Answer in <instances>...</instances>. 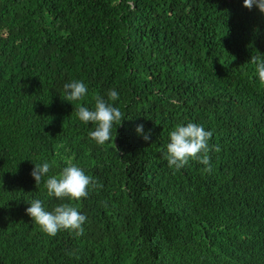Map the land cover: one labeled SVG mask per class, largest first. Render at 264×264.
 <instances>
[{"label": "trees", "instance_id": "16d2710c", "mask_svg": "<svg viewBox=\"0 0 264 264\" xmlns=\"http://www.w3.org/2000/svg\"><path fill=\"white\" fill-rule=\"evenodd\" d=\"M251 56L264 62V13L243 0H0V264H264V84ZM72 81L87 88L80 101L64 100ZM109 90L124 119L98 145L77 111ZM189 122L220 148L210 173L165 159ZM68 161L98 182L79 201L47 195ZM35 199L76 207L83 235L43 232L26 214Z\"/></svg>", "mask_w": 264, "mask_h": 264}, {"label": "clouds", "instance_id": "9594fccd", "mask_svg": "<svg viewBox=\"0 0 264 264\" xmlns=\"http://www.w3.org/2000/svg\"><path fill=\"white\" fill-rule=\"evenodd\" d=\"M243 5L249 10L255 7L264 13V0H243ZM250 61L256 66L259 80L264 84V62H261L258 56H251ZM64 90V100L69 102L80 101L87 93V88L81 81L66 83ZM93 99L95 100L94 110H89L86 106H79L77 116L85 124L91 122L95 125V130L91 131L89 136L98 145H104L106 142L114 140L111 130L114 124L116 126L121 124L124 113L111 103V101L118 99V93L115 90H109L107 99L99 95L94 96ZM136 131L138 134H143L145 141L150 140V132L144 133L143 124H138ZM212 135L210 130L206 131L202 125L192 122L187 123L186 126L177 125L169 133L170 142L167 144L165 154L168 166L180 169L187 165L190 160H196L205 165L204 172L210 173L212 165L209 152L220 151L219 146L210 147L209 140ZM49 171V163H35L30 174L38 186ZM45 185L49 197L55 196L61 200L67 198L68 200L79 201L89 195V186L96 188L98 182L93 177L86 175L83 169L68 161L67 166L62 169L58 176L54 175L46 179ZM28 203L30 206L26 208V214L49 236H55L60 230H68L74 233L76 237L83 235V224L86 217L71 204H60L55 207L53 212H49L45 210L42 201L39 199Z\"/></svg>", "mask_w": 264, "mask_h": 264}]
</instances>
